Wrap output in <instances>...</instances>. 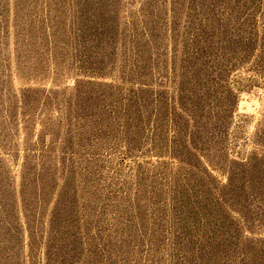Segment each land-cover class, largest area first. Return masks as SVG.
Segmentation results:
<instances>
[{
  "label": "rangeland",
  "instance_id": "obj_1",
  "mask_svg": "<svg viewBox=\"0 0 264 264\" xmlns=\"http://www.w3.org/2000/svg\"><path fill=\"white\" fill-rule=\"evenodd\" d=\"M0 264H264V0H0Z\"/></svg>",
  "mask_w": 264,
  "mask_h": 264
}]
</instances>
